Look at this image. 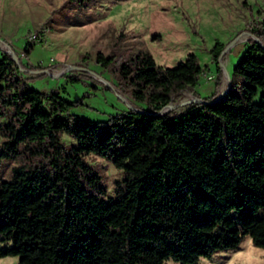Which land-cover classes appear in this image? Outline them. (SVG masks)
Listing matches in <instances>:
<instances>
[{"label":"trees","instance_id":"trees-1","mask_svg":"<svg viewBox=\"0 0 264 264\" xmlns=\"http://www.w3.org/2000/svg\"><path fill=\"white\" fill-rule=\"evenodd\" d=\"M73 1L86 7L91 0ZM249 31L254 37L233 66L230 87L217 97L195 90L203 67L194 52L173 65L148 50L118 62L97 52L94 60L132 105L106 121L70 114L74 101L30 86L1 50L0 165L16 157L25 163L8 178L0 173V257L17 255L16 264H197L237 248L246 235L264 248V47L255 40L264 41V19ZM222 49L218 41L211 48L215 62ZM221 79L218 67V87ZM183 91L201 100L160 113ZM90 153L121 169L112 195L85 161Z\"/></svg>","mask_w":264,"mask_h":264},{"label":"rangeland","instance_id":"rangeland-1","mask_svg":"<svg viewBox=\"0 0 264 264\" xmlns=\"http://www.w3.org/2000/svg\"><path fill=\"white\" fill-rule=\"evenodd\" d=\"M263 19L264 0H91L86 7L73 0H0V52L11 49L17 55L30 86L56 89L74 101L68 110L73 116L106 121L124 112L130 99L110 71L94 60L97 52L112 54L118 62L148 50L164 65H173L194 52L203 67L195 90L207 97L227 85L226 75L231 77L245 43L254 37L249 30ZM216 41L223 44L222 65L219 57L218 62L213 60L210 51ZM67 66L72 68L62 72ZM218 67L222 71L219 87ZM70 74H79V79L71 80ZM189 98L193 95L183 91L177 101ZM61 139L66 144L73 141L65 132ZM84 159L101 175L107 194L112 195L115 180L122 178L121 169L97 154H87ZM19 163L25 159L3 160L1 176L8 178ZM17 259V255L1 256L0 264H16ZM197 264H264V248L253 245L246 235L237 248L200 257Z\"/></svg>","mask_w":264,"mask_h":264},{"label":"water","instance_id":"water-1","mask_svg":"<svg viewBox=\"0 0 264 264\" xmlns=\"http://www.w3.org/2000/svg\"><path fill=\"white\" fill-rule=\"evenodd\" d=\"M255 40L258 41V42L264 47V41H262V40L259 39V38H255ZM7 52H8L9 54H11L12 57H13V59L18 63V65H20V64H19V60H18L17 55H16L11 49H8ZM220 58H221V55H219V61L221 62L220 65H222V61H221ZM225 75H226V74H225ZM226 76H227V79H228V80H227V85H226L224 88H222L221 92L218 93V94L216 95V97L219 96L220 94L225 93L226 90L230 87L231 77H229L228 74H227ZM191 100L200 101L201 99H198V98H196V97L193 96V99L189 98V99H187V100H182V101H177V102H171V103H168L167 105H165V106L162 107V109L160 110V113H163V112H165L166 110H168V109H170V108H172V107H174V106H176V105H179V104L185 103V102H187V101L189 102V101H191ZM127 103H128V106H129V107L132 106L129 102H127Z\"/></svg>","mask_w":264,"mask_h":264},{"label":"built area","instance_id":"built-area-1","mask_svg":"<svg viewBox=\"0 0 264 264\" xmlns=\"http://www.w3.org/2000/svg\"><path fill=\"white\" fill-rule=\"evenodd\" d=\"M72 67L71 66H67L66 68H64L63 70H62V72L64 71V70H66V69H71ZM207 78L208 79H210V78H212V76H207ZM222 94H220L219 96H221ZM191 99H193V98H191ZM192 101V100H191Z\"/></svg>","mask_w":264,"mask_h":264}]
</instances>
